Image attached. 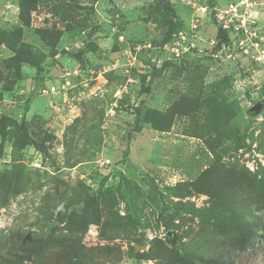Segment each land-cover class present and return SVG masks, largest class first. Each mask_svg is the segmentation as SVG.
I'll return each instance as SVG.
<instances>
[{
    "label": "rangeland",
    "instance_id": "obj_1",
    "mask_svg": "<svg viewBox=\"0 0 264 264\" xmlns=\"http://www.w3.org/2000/svg\"><path fill=\"white\" fill-rule=\"evenodd\" d=\"M240 214L264 221V0H0V264H201Z\"/></svg>",
    "mask_w": 264,
    "mask_h": 264
},
{
    "label": "trees",
    "instance_id": "obj_2",
    "mask_svg": "<svg viewBox=\"0 0 264 264\" xmlns=\"http://www.w3.org/2000/svg\"><path fill=\"white\" fill-rule=\"evenodd\" d=\"M225 28L226 27H219L218 30V38L220 39L222 44L227 42V40L229 39L228 32ZM15 53L17 57L21 56V51L16 49ZM137 119L138 116H136V120ZM141 182L144 186L147 187L146 193L148 194V200L160 212V221H162L166 229H170L169 224L163 217L166 205L161 204L162 201H160L159 199L160 193L158 188H156L153 183L148 182L146 178L141 179ZM178 205L182 206L181 203H179ZM233 211L235 213H238L237 204L235 205ZM240 212H242L241 208ZM238 217L239 218L237 220H231V217L226 220V226H228L229 232L234 235V239L230 240V243L227 244L228 248H220L219 251L209 250L204 257H199L201 264H234L235 253H245L249 250H253L262 243V239L264 238V221H262L259 217L254 216L243 217L240 214L238 215ZM168 236L170 235L168 234ZM171 239L172 238H169V240ZM21 252H24V249H21ZM172 252L173 258L178 264H197L196 261L193 260V257H190V255L188 254H182L178 246H174ZM6 257L8 258L3 260L6 264H9L11 262L20 264L24 261V255L19 254L18 251L10 252L9 255H6ZM30 258L31 257H28V259Z\"/></svg>",
    "mask_w": 264,
    "mask_h": 264
},
{
    "label": "water",
    "instance_id": "obj_3",
    "mask_svg": "<svg viewBox=\"0 0 264 264\" xmlns=\"http://www.w3.org/2000/svg\"><path fill=\"white\" fill-rule=\"evenodd\" d=\"M258 110H259V105H256L253 109L250 110V112H256Z\"/></svg>",
    "mask_w": 264,
    "mask_h": 264
}]
</instances>
